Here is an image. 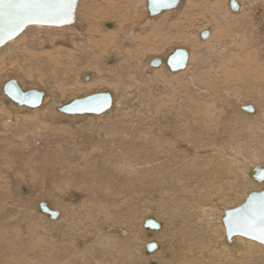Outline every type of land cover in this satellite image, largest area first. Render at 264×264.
<instances>
[{
    "label": "bare ground",
    "instance_id": "bare-ground-1",
    "mask_svg": "<svg viewBox=\"0 0 264 264\" xmlns=\"http://www.w3.org/2000/svg\"><path fill=\"white\" fill-rule=\"evenodd\" d=\"M236 1L239 5L237 10H233L231 8L229 2H227V4L225 3L226 8L223 9V10H225V12L223 13V18H222L221 17L222 13L216 12V10L218 8V2L216 0H212V2L210 4V9H213V10H210V12L212 11V12L216 13V15H215L216 20L215 21L220 22L221 19H227V18L233 19V16H236V15L240 16V15H242L243 12H244L243 14H248V15L254 16V14L256 13V11L259 8L262 9L261 13L264 12V2H262V1L261 2L263 4H261L259 2V0H252V1L236 0ZM91 3H90V6H91L90 9L92 11L89 13V15L86 14V16H85L84 20H82V22H79L78 11L76 10L77 19L75 18V21L72 24L65 25V26H51V25H42V24L41 25H29L25 29L26 31L29 30L30 26H32L31 28L34 27V28H47V29L58 28L59 29V28H64V27L70 28L72 26L74 28H76V26H78V25H80L81 27H85V25H87V30H88L87 36H86L87 40L83 46H81L78 43V39H83V36H84L83 33H81V31L79 33H78V31L74 32L72 34V37H70V38L68 37L69 38L68 40L66 39V37H59L58 35H54L53 39L51 40V39H49V37L47 35L42 33V31H39L38 33L36 31V33L34 35H32L33 36L32 40H34L35 43H31V44H30V42L27 43V45L29 46V49H27L26 51L29 55L36 56L39 59V62L44 61V60L48 61L50 63L51 71L56 75V77H58V74L64 75L63 76L64 78L61 79L62 83H61V80H59V81H58V79L56 80L57 84L61 83V85H59L58 88H56L55 86H52V87L50 86V82H52V80H51L52 78H49L50 82L47 81V79H48L47 76L44 77L45 75H43L41 78L42 79L41 83L43 86V89L42 88L41 89L45 91V93H44L45 96H44V99H43L40 106H43L41 109H42V111L44 110L45 115L46 114H48V115L59 114V115H63V116H68V115L84 116V115L92 114V115L97 116L100 119L111 108V106L113 104V94L111 93L112 103L106 111L101 112V113L70 114V113L62 112L59 110V108L63 107V105L66 104V102L62 106L58 104L59 103L58 102L59 97L61 95L60 90H63L62 87L67 85L68 82L72 81L73 78L72 79H70L71 77L68 78V74H69V76L73 75L74 69H75L76 65L79 63L78 61H80V56H77L76 55L77 53L75 54L71 50L69 51V50L61 49L62 48L61 46H60L61 48H58L56 50V53L50 52L49 50H48L49 52L46 51L47 44L57 45L58 41L67 42V43H70V45L73 44V46L75 47L76 50L82 49V52L84 51L83 53H85L86 55H88V52L90 54L92 52V51H87L86 50L87 48L93 49V51H94L96 48L101 47V46H104V48L110 47L113 57H110V60L105 61L104 67H102L101 70L98 69V72L103 73L102 70H109L110 71L112 69H116V67L118 65L117 62L121 58V54L123 55V52L125 50L124 47L126 45L125 44L126 41L134 43L133 44V45H135L134 50L136 49L135 54H138V56H139V54L140 55L141 54L147 55V54L152 53L153 51L163 49L164 46L167 45L169 40H174V43L172 46H168L170 48L166 49V50H168L167 53H169V51L172 49H174L173 52H175V50L178 48H184V49H187L188 51H190L189 46L191 48H194L196 45L199 44L198 38H199V36L201 38V32L205 31V30H210L211 31L210 35H209L210 38L208 39L206 44L209 47H212L214 52H219V53L222 52L223 53L227 50H230V51L235 50L236 51L237 47L241 45L240 53H237V54L235 53L236 54L235 55L236 56L235 57L236 62L234 63L235 60L233 61L232 58H229L228 61H233L236 68H240V67L242 68L243 67L242 71H243V73L244 72L245 73L243 75L241 74L243 77H240V78L243 79L244 76H245V78L246 77L247 78H249V77L253 78L255 75V78H253L252 80L256 84V87L259 86V88H258L259 90H256L254 92L251 91L250 87H252L251 86L252 84L251 85L249 84L250 85V86L248 85L249 86V89H248L249 92L248 91L246 92L244 90L242 91L241 88H239V87L232 88V86H231V89H229L230 86L228 89H226L227 91L224 93V95L222 97H221L220 92H218L220 95L218 100L220 101V99H221L223 107H224V105L227 106L226 108H223L221 110H222V112L226 111L225 117L228 118L227 119L228 123H226V120L222 119L224 117H222V118L215 117L212 119L213 121H214V119L216 121L214 128H212V126H210L209 124H206V128L204 127V129H200V132L202 134H203V132H205L206 134H211L212 132H216L217 134H215V135L220 136L218 139H215L214 137H213L214 139H210L211 141L209 143L206 142V143H208L206 146H203V145L200 146V142L195 143V141L197 140V139H195L196 137L192 138L191 136L194 134L197 135L198 133H196L194 130H192L190 124L188 123L189 120L187 121L186 116H184L186 119L183 118V121H180V124L177 127L175 126L177 128L175 130V132L172 130V128L174 127V124L177 121L173 123V120H174V117H176V116L178 117V115L173 116L172 112H174V111H171V112L169 111L170 114H169V112H167L169 115V116L166 115L167 118H165V116H162L163 118H165V121L169 124V126L166 128H168V129L171 128L170 130H172V132L170 134L172 136L170 138L172 140L174 139V141H173L174 146L171 145L172 147H170L171 149L168 152V154L172 152L171 158L177 157L174 160L175 163L172 165L176 166L177 160L181 161L178 164V167H176V169H174L175 172L169 173V175L171 173H173V175L172 176L170 175V177H171L172 181L174 182V184H176V186H175L176 193L173 192L172 187L174 185L171 187V185L169 186L168 183L164 184L163 183L164 179H163V181L161 180L159 183L157 181L155 184H153L154 186L156 184H160V185H156V187L159 188V193H158V195H156V197H155L156 199H155L154 203H157V204L155 207L153 206L154 207L153 208V207H151V203H153L152 201L147 200V203L149 204L150 211H154V209H157L156 212L158 214L156 212H154L155 214H148V215H146L145 213L142 214L141 209H136V207H133L131 210L129 208V210L127 212H124L125 214L127 213L126 214L127 216L125 217L126 218L125 221H123V220L114 221L113 219H115L117 215L114 216L115 213L113 214V210H111L106 205H102L103 202H100L99 205L97 204L96 207H98V213L102 212L103 217L101 219H99L100 224L97 223L98 224L97 225V231L93 233L95 236L94 238L90 237L91 236L89 234L90 230L88 232L86 231L87 226H91V225L95 224L94 216H95V214H97V212H96V210L94 211V209H93L94 207L88 206V205H90V204H88L87 207L85 206L86 209H83V211L86 210V213H85L87 215L86 221L88 220L86 225H85L84 222L82 223V221L80 219L75 218V216L72 215L73 213L70 215V213L67 211L66 205H62L61 202H59V201H58V203L55 202L56 204L53 203L52 199L54 197H53V195H51L52 190L50 192H48L49 190H44L41 192L42 195L45 197L44 199H47V200L42 201L41 197H43V196L39 195V197L36 200L32 201V199H30V198L36 197V196H34L32 194L33 190L31 191L32 188H30V185L27 184V178H26L24 172H21L18 170H17L18 172L15 171L14 173L16 175V183H17L16 190L18 192L17 197H18V200L20 202H17L14 199V203H12L11 205H14L15 203H16V205L10 206V202L7 200V198H5L2 195L0 196V264H89L90 257H93V259L91 261H95L94 257H96V256L94 253H92V251H93V249L98 248V247L102 248V249H100L101 253H106V255H108V256H112V254L115 251L117 252V255H115L111 258L113 264H124L125 260H126L127 264H139V262H141V261L143 262V264H254V263L264 264V257H263L264 256V243L259 242L257 240H254L252 238H247V237L241 236V235H235L232 237L231 241H229L227 239V236H226V226H225L223 218L226 215V210L232 209V208L220 209V213H217V211H216V209L218 207L217 204L224 202V200L228 194L234 195V193L237 192V191L233 190L236 185L233 184V186H232V182L230 181V179L227 181V183L229 182V184H230L229 186L227 185V187H224L223 184L220 183L221 181L223 182V179L220 180V177H219L220 172L224 173V175L226 174V177L224 179L234 178L232 181L238 182L237 186L239 184L240 185L239 187H241V185L244 183H248V181H251L254 184H260L261 183V185H264V179L259 181V180H256L253 176V174L255 173L256 167L259 166V167L264 168V141H263V139H264V67L261 64L257 65L256 62L252 59L253 57H252L251 52L247 51V49L245 48V46H246L245 40L241 39L240 43H238L237 45L231 44L233 41L235 43L236 37L238 35H240L241 37H242V35L245 36L246 35L245 30L243 28L242 29H235V31L237 33L233 36V39H232V42L230 43V46L229 45L227 46L226 44H224L225 42L222 40V38L225 37V35L221 33L223 31L219 32L221 35V36H219L217 33L213 32L214 31L213 28H212V30L208 29V28L206 29V27H208V25H209L208 24L209 20L205 17L206 14H205V16H199L197 14L198 8H199L198 6H200L198 4V2L192 3L189 6H186V9L182 13H181L180 9H181V5L183 3L181 0L176 7L165 9V10H172L171 14L172 15L174 14L173 16H175V18H177L173 21L171 19H168V23H166V24H165L166 19H161V18H160V20L158 19L159 20V21H157L158 24H156L157 22L151 23L152 21L150 19H152V18H154V20L157 19L158 18L157 16H159V15L161 16L162 12L165 10L159 12L156 15L151 16L149 14V9H148V0H91ZM184 4H185V2H184ZM228 5H229V7H228ZM200 8H203V6ZM100 9H104V12H103L101 18L99 17L100 20L98 22L97 17H98V14L100 12ZM79 11H80V9H79ZM207 11H209V10L207 9ZM177 14H179V17L177 16ZM219 15L221 18L220 20L217 17ZM262 15H264V14H262ZM190 16L191 17L194 16V20H196L194 28L189 27ZM168 18H170V17H168ZM263 18H264V16H263ZM252 19H254V18H252ZM110 20L113 21L114 24H112L110 22ZM193 22H195V21H193ZM212 23H213V21H212ZM249 25H251V24H249ZM148 27L152 28L153 30H149ZM138 28L141 29V31H145V30H147V31L149 30V31L146 32V34L144 36H139L140 34L135 35L136 30ZM154 29H155V31H154ZM175 29L178 30L180 33H173L172 31H174ZM255 30H257V29H255ZM165 32H171V33H170V35H163V33H165ZM143 33H145V32H143ZM20 34L18 36H20ZM18 36L16 38L10 40L9 42H7L5 45H3V47L8 46L7 48H9V49L12 48L11 47L12 45H10V47H9V44H12L10 42H15V40H18L19 38H21ZM67 36H68V34H67ZM141 39H143L142 42H141ZM201 39L203 41H206L207 38H205V39L201 38ZM203 41H202V43H203ZM133 45H131V46H133ZM14 47H15V45H14ZM25 48H27V47H25ZM128 49L129 48H127L126 50H128ZM173 52H171L168 55V57ZM81 55H82V53H81ZM259 55H261V54H259ZM144 56H142L141 58H143ZM189 56H191V53ZM192 56H193V54H192ZM94 57L95 56H93V58ZM148 57L146 56V58L144 60L142 59V63L145 62L144 64H142V68L141 67H138V68L129 67L128 71H130V72L136 71L138 73V71L142 69L140 71L142 73L143 70L145 72L148 70H153V71H156V77L162 78V76L165 74H164V72L162 73L160 70L158 72L157 68H159V67L161 68L162 65H164L165 67L167 66L168 68L165 69L166 72L169 75L173 74L172 76H174V77H173L172 82H173V84H177V85H174L175 86L174 88L172 87L173 85L171 84L172 85L171 87L173 88V90H176V94L174 95V97H176V95H177V99L176 98L175 99L178 103H180L179 99H181V100L183 99L181 101V104L179 105L180 108H182L184 106V105L181 106L183 101H189V102L190 101H193V102L196 101V102H198V100H199L198 98L204 99V98H206L205 95H207L209 98L213 99L214 94L212 92H215L213 90L214 88H212V92L211 91L209 92V91H207V89L211 90V88H209V86H207V85H211V86L213 85V87L216 86V84L214 83V80L210 79L212 81L207 82V81H205V78L200 77L201 73H199L197 75L195 74L196 76L191 75L188 79H186V77H183V81H181L177 78L178 75L175 74L179 70H176V72H175L174 70H172L167 65L166 60L168 57L166 58V57L162 56L163 63L160 65H153L151 63L152 62L151 60L155 57H149V58ZM218 57H219V55H218ZM4 58L5 57L3 55L2 59H4ZM262 58L263 57L261 55L260 58L258 57L257 59H262ZM10 59H9V61H10ZM190 59H192V58H189L188 62ZM225 60H226L225 57L220 58L218 63L222 64V66L225 67L227 65L225 63ZM7 62H5V63H7ZM188 62H187V65L185 68H187ZM262 63H264V62H262ZM40 64L42 66L44 65L42 63H40ZM231 66H232V63H231ZM0 67L4 68L5 65L2 64ZM121 67H123V66H121ZM228 67L229 66L225 67L224 75L221 76V79H223V77H224L225 82H228V83H232L231 82L232 80H233V82H237L238 81L237 79H240V78H237V79L233 78L232 72H226ZM233 67H234V65H233ZM2 70H0V71H2ZM116 72H117V70H116ZM151 73H152V71H151ZM253 73H254V75H253ZM130 74H132V73H130ZM238 74H240V73H238ZM251 74L253 75V77ZM241 75H238V76H241ZM20 76H21V74H19L16 78L18 79V78H20ZM84 76H85V79H84L85 82L83 81V83L86 84L88 88L89 87L93 88L94 82L96 83L97 79L101 82V84H103L105 86L113 85V78L108 77V79H107L103 75H100L99 76L100 78H99L95 73H88V75H84ZM108 76H111V75L108 74ZM53 78H54V76H53ZM163 79L161 81H159V82H161L159 85L156 84V85H158V88L161 89V90L157 91L158 94L163 91L164 85H166ZM9 80H6L5 82H3V86L0 90L4 95V98H9L4 93V85ZM239 82H240V80H239ZM37 83L38 82H36V84ZM247 83H249V81ZM182 84H185L186 86H185V89H182L183 92H180L181 91L180 87ZM237 84L234 83V85H237ZM20 86H21V84H20ZM222 86H224V85H220V87H218L219 90L221 89ZM225 87H226V85H225ZM21 88L23 91H27V90H25L24 87L21 86ZM253 88H254V86H253ZM222 89L224 90L225 88H222ZM242 89H244V88H242ZM166 90H168V89H166ZM219 90H217V88H216V91H219ZM223 90H222V92H224ZM103 92H108V91H103ZM205 92H207V93L209 92V93L207 94ZM256 93H259V94L257 95ZM162 94H163V92H162ZM212 94H213V96L211 97ZM168 95H170V94H168ZM186 96H188L187 98H189V100H184V99H187ZM215 96L218 97V95H215ZM215 96H214V98H215ZM83 97H85V96H83ZM83 97H81V98H83ZM170 98H171V96H170ZM206 99H208V98H206ZM1 100H2V98H0V101ZM206 101H210V100H206ZM247 101H249V102H247ZM193 102H192V104H193ZM214 103H216L218 105L217 102L214 101ZM3 104H4V102L0 103V129L2 128L4 130H6L5 134H7L9 129H11V127L13 126L12 121H14V123L20 121V113H25L28 109L30 111L32 110L31 112L37 113L38 112L37 108L40 107V106L28 107L26 105L15 103L16 105L15 104L14 105H15V111L16 112L11 117V115H10L11 112L9 110V112H10L9 115L11 118H7L8 119L7 120L6 117L4 118V116H6V114H7L6 111H8V110H5ZM198 104H199V102H198ZM206 104H208V103H206ZM210 104L206 105V110H208L206 116L212 115L213 114L212 112H216V111L218 112V110H220V109L214 110L212 107H210L211 106ZM248 105H252L254 109L253 110H247V109H245V107H243V106H248ZM193 106H194V104H193ZM193 106L190 105V107H193ZM198 106L199 105H197L195 107H198ZM143 107H144V105H143ZM166 107H168V106H166ZM187 107H189V106H187ZM187 107H185V108H187ZM161 108L163 109L164 107H161ZM166 109L167 108H165L164 110L166 111ZM168 109H169V107H168ZM211 109H213V110L210 111ZM182 112L179 115L182 116L183 115ZM220 112H218V113H220ZM175 113H176V109H175ZM29 114H31V113H29ZM165 114H166V112H165ZM184 114H185V112H184ZM214 114H216V113H214ZM227 115H228V117H227ZM217 116H219V114H217ZM40 117H41V114H40ZM51 117H50V119H51ZM22 118L27 119L26 117H22ZM207 118H209V117H207ZM207 118H205L204 120L207 121ZM160 119H162V118H160ZM245 119H247L248 121H245ZM27 122H26V124H27ZM33 123L35 124L36 120ZM206 123H208V122H206ZM28 124H29V122H28ZM32 124H31V126L33 127ZM222 124H224V125H222ZM23 125H24V123H23ZM162 125H165V123H163ZM162 125H161V127H162ZM44 126H45V124H44ZM14 127H15V124H14ZM152 128H154V127H152ZM158 128L155 127V129H154L155 132H152V133H154V136H153L154 138H152V140L155 141V144H154L155 146H154L153 150H155L156 152H159V150L162 146V143H163L161 141L160 136H164L165 141L167 140L165 129L162 130L163 128H161V129L160 128L158 129ZM25 130H27V129H25ZM159 130H162V131H159ZM237 130L239 132L238 135L236 134V132L234 134V131H237ZM245 130L247 131L246 136L242 137V133ZM29 131H31V130H29ZM96 132H94V133L97 134ZM12 134H13V132H12ZM12 134H8L9 138H12V136H14ZM18 134H17V136H18ZM32 134H33L32 135L33 138H38L40 136L39 127L36 128ZM99 134H100V131H99ZM99 134H97V136H99ZM123 134H125V133H123ZM10 135H12V136L10 137ZM91 136H93V135H91ZM249 136L251 138H249ZM197 137H199V136L197 135ZM259 138L260 139L263 138L262 139L263 143H261V146L259 147L256 144L253 145L254 142L260 141ZM10 140L13 141V139H10ZM125 140H126V138H125ZM206 140H207V138H206ZM4 141L6 142V140H4ZM16 141H18V140H16ZM187 141H188V143L186 144ZM14 143H16V142H14ZM92 143H93V141H92ZM95 143H97V142H95ZM12 145H13V143H12ZM166 146H168V145H166ZM96 147H97V145H96ZM23 148H24V146H23ZM246 152H248V155L246 154ZM209 153H212L213 155L209 156ZM27 156H29V155H27ZM40 156H42V155H40ZM82 156H84V154ZM38 158H40V157H38ZM85 158H86V156H85ZM215 158H217V159H215ZM161 159H162V157H161ZM197 160H199V161L205 160L207 163L212 162V164L209 165L210 163H208V164L205 163V164H207L206 167H208L206 169L205 165L202 167L200 165V163L197 164L196 163ZM214 160H217V162L214 163ZM157 161H159L158 158H153L151 160H148V162H145V164L152 165L153 163H155ZM88 163H89V161H88ZM122 163H123V161H122ZM27 164H29V163H27ZM145 164L143 162L142 163L133 162L126 168L127 169H129V168L134 169V168H136V166L145 165ZM202 164H204V163H202ZM182 165L183 166L187 165L186 167H191L190 169H191L192 173H190V170H186L189 168H186L184 170ZM125 166H126V163H125ZM163 166H165V165H163ZM180 166H182V167H180ZM9 168H11V167H9ZM18 168H20V167H18ZM169 168H170V166H169ZM203 168L205 170H208V172L211 175L214 174V175H218V176H216V178H214V176L211 177V180H208V178H206L205 177L206 175L204 176V174L200 176V171ZM14 169H15V167H14ZM170 169H171V171L173 170L172 168H170ZM170 169H168V171ZM1 174H0V178L2 176ZM7 174H8V172H7ZM7 174L5 175L6 177L4 180H6V178L8 176ZM160 174L162 176V175H165L166 172L162 173V171H160ZM193 174L198 175V180H199L200 184L197 181L198 185H194L195 183L193 184V181H190L189 178L193 177ZM169 175H168V177H169ZM137 176H139V175H137ZM3 177L4 176H2V178ZM170 177H169V179H170ZM129 178L130 177H128V179ZM138 178H137V182H139ZM123 179L124 178H122V180ZM142 179H144V178H142ZM157 179H158V177H157ZM171 179H170V181H171ZM63 180H64V178H63ZM147 180H146V182H147ZM191 180H193V179H191ZM240 180H242V181H240ZM255 180L260 182V183L256 182ZM11 181H13V180L11 179ZM137 182L135 184H137ZM97 183H98V181H97ZM63 184H64V182H63ZM124 184H125V182H124ZM127 184H131V183H127ZM127 184H125L126 187H127ZM138 184H137V186H138ZM145 185H147V183ZM148 185H149V183H148ZM154 186H153V188H154ZM182 186H184V187H182ZM132 187H133V185H132ZM128 188H129V186H128ZM178 188H181L184 191V193H185V191H190V193H194V195H196L197 193L202 194V197L198 196L199 198H196L192 201H190V199H188L189 200L188 201L185 198H183L182 196H179V195H182V193H179L180 191L182 192V190L179 191ZM106 189H107V187H106ZM110 189H112V188H110ZM110 189L108 187L107 190H110ZM162 189H166L167 192L163 193L161 191ZM236 189H238V188L236 187ZM104 190H105V188H104ZM112 190L115 191L114 188ZM262 190H264V189H261L259 191H253V192H261ZM124 192L125 191H123V193ZM220 192H223L221 194V196H219ZM110 193L112 194V192H110ZM178 193H179V195H178ZM186 193H188V192H186ZM190 193H189V195H190ZM250 193H252V192H250ZM250 193H247V195L244 198L242 196L243 200L241 203H243V201H245V199L248 197V195ZM175 194L177 195V197L178 196L182 197V199H179V197H178V201H177ZM186 196H188V194H186ZM190 196H192V194ZM164 197H166V198H164ZM207 197H210V199H208V202H206V200H205V198H207ZM87 198H88V196H87ZM203 198L205 201L203 200ZM85 199H86V197H85ZM90 200H92V199L90 198ZM98 200H100V199H98ZM123 200L125 202V199H123ZM164 200H166L165 201L166 204L170 205V207L172 206L171 210L173 211V213L176 212L175 214H173L171 210L170 211H171L172 215L169 214L170 211L167 208L166 209L164 208L165 206L167 207L168 205L164 204L165 205L164 206L163 204H160L161 203L160 201H162V203H163ZM168 200L173 201V203H172L173 205L169 204V202L167 203ZM47 201H51L52 202L51 206L54 207L55 209L60 210V214L57 210L53 209ZM42 203L44 205L45 204L48 205V211L44 210L41 207ZM67 203L69 204L68 201H67ZM180 203L181 204L184 203V207H186L188 204H190L189 208L184 211V213H186V215L188 214V216H189L188 219H187V216H185V214L182 213L183 210H181V209L183 208V206ZM73 204L70 206L71 208H72ZM80 204H85L84 199L80 202ZM159 204H160V206H159ZM238 206H236V207H238ZM236 207H233V208H236ZM76 209H77V207H76ZM200 211L204 212L206 215V217L204 219L205 223L204 224L201 223L202 225H205L204 231L207 232L206 234H204V232H202L203 230L201 231L199 229L200 225H198L199 227L197 226V222L202 221V220L201 221L198 220L199 215H200L199 214ZM76 212H80V211H76ZM58 214H59V216H58ZM159 214L162 216V218H160L161 216ZM217 214H218V216H217ZM169 215H170V217H169ZM135 216L139 220V224L138 225L136 224L138 226V229H139L138 233L135 229H133V227H131L129 225H128L129 227L126 226L127 222H130V220L133 219ZM171 216H173V217H171ZM108 218L111 219V221L113 222L112 224H107L108 222H106V221ZM136 218H134V219L136 220ZM190 218H192V221H189ZM216 218L220 219V221L222 222V224L220 225V231H218V227H217V225H215ZM13 219L16 223L13 221ZM148 219H154L159 224V226L155 227V228L150 227V226H146L145 222ZM168 219H170V221ZM175 219H176L175 224L170 225L171 224L170 222H172V220L174 222ZM180 224L181 225L185 224V227H183V228H185V230H182V226H180ZM176 226H178L180 228V230H182V232L186 231L189 235V237H187L185 232H184V236H186V237H184V236L183 237L188 238L187 239L188 241L185 242L186 244L184 243V245H183L184 240L181 239L182 233L179 234L181 236H178V234H177L178 232H176V229H177ZM89 228H91V227H89ZM55 230H56V232H55ZM82 231H84V232H82ZM85 231L87 232V234ZM91 231H93V230H91ZM101 231H102V234H100ZM164 231H166V232L164 233ZM177 231H178V229H177ZM122 232H126L127 234L124 235V234H122ZM200 232H202V233L200 234ZM161 233L162 234L167 233V235L170 236L169 237L170 241H167V239L165 241L162 239L163 240L162 241L160 239ZM202 234H204L203 237L205 236L203 239H201ZM174 237H176V242H177V244L179 243L180 247L177 246L179 248L172 251L171 250L172 249L171 248L172 247L171 242H172V239ZM222 239L228 240V243L226 244L227 247H223L219 250L214 249V251L211 253L212 257L209 258L210 253L208 254L206 247H210L212 244H217L220 241H222ZM105 241L111 242V245H105L104 244ZM152 241L155 242L157 245L155 248H153L151 251H149L147 249V244L149 242H152ZM156 255H158V256H156ZM121 259H123V261H121Z\"/></svg>",
    "mask_w": 264,
    "mask_h": 264
},
{
    "label": "rangeland",
    "instance_id": "rangeland-1",
    "mask_svg": "<svg viewBox=\"0 0 264 264\" xmlns=\"http://www.w3.org/2000/svg\"><path fill=\"white\" fill-rule=\"evenodd\" d=\"M181 1L183 3L181 5V9H180L181 13L186 9V6H189L192 3L198 2V4L200 6H198L199 8H198L197 14L199 16H205V14H206L205 17L209 20V23H208L209 25H208V27H206V29L208 28V29L212 30V28H213L214 29L213 32L217 33L219 36H221L219 32L223 31L221 33L224 34L226 38L223 37L222 40L225 42L224 44H226L227 46L228 45L230 46V43L232 42L233 36L237 33L235 31V29H242L243 28L245 30L246 35L245 36L242 35V37L240 35H238L236 37L235 43L233 41L231 44L237 45L238 43H240L241 39L245 40V42H246L245 48L247 49V51L251 52L252 57H253L252 59L256 62L257 65L261 64L264 67V63H262V62H264V60H263L264 59V18H263L264 15H262V14H264V12L261 13L262 12L261 8H259L260 10L259 9L257 10L258 12L256 11L254 16L253 15L251 16L248 14H243L244 13L243 12L242 15H240V16L239 15L233 16V19H229V18L221 19L220 15H219L217 17L219 20L220 19L221 20H220V22L219 21L216 22L215 21L216 20L215 19L216 13H214L212 11L210 12V10H213V9H210V4H211L212 0H205V1L203 0L204 2L202 0H181ZM216 1L218 2V8H217L216 12L222 13L221 17L223 18V13L225 12V10H223V9L226 8V4H227V2H229V0H216ZM248 1H252V0H248ZM261 1L264 2V0H259V2L261 4H263ZM184 2H185V4H184ZM90 3H91V0H79L78 8L80 9V11L77 8L79 22H82V20H84V18L86 16V14L89 15V13L92 11L90 9L91 8ZM202 6H203V8H200ZM228 7H229V5H228ZM207 9L209 11H207ZM171 11L172 10L163 11L161 16L160 15L157 16L158 17L157 19H155V20H154V18L150 19L152 21L151 23H156L157 21L160 20V18L166 19L165 24L168 23V19H171L172 21L177 19V18H175V16H173L174 14L173 15L171 14ZM103 12H104V9H100V12H99L98 17H97L98 22L102 16ZM177 16L179 17V14H177ZM168 17H170V18H168ZM252 18H254V19H252ZM76 19H77V14H76ZM189 21H190L189 27L194 28L195 23H196V20H194V16H192V17L190 16ZM193 21H195V22H193ZM212 21H213V23H212ZM110 22L112 24H114L113 21L110 20ZM156 24H158V22ZM249 24H251V25H249ZM31 27L32 26H30L29 30H27V31L25 30L26 32L24 31L20 34V36H18L21 38H19L18 40H15V42H10L12 44L8 43L9 47H10V45H12L11 46L12 48L9 49V48H7L8 46H5V47H2L0 49V54H1L0 55V64L2 63L6 67V68L0 67L1 68L0 70L3 69L2 71H0V90L3 86V82H5L6 80H9L11 78H16L19 74H21L20 78H18V79L16 78V79L21 84V86L25 88V90L41 89V88L43 89V86L41 83V80H42L41 78L43 75H45L44 77L47 76V78H48L47 81H49V78H52L51 79L52 82L49 81L51 87L55 86L56 88H58L59 85H61V83H62L61 79L64 78L63 74H60V75L58 74L59 78L56 77V75L51 71L50 63L48 61L44 60V61L39 62V59L36 56L29 55L26 51L27 49H29V46L27 45V43H29V42H30V44L35 43L34 40H32V38H33L32 35H34L36 33V31H37V33L39 31H42V33L47 35L49 37V39H51V40L53 39L54 35H58L59 37H66V39L68 40L70 37H72V34L74 32L78 31V33H79L81 31V33H83L84 36H83V39H78V43L81 46H83L87 40V38H86L87 31H88L87 25H85V27H81L80 25H78V26H76V28H74L72 26L70 28L64 27V28H59V29L58 28H50V29L34 28V27L31 28ZM148 28H149V30H153L150 27H148ZM255 29H257V30H255ZM148 31L147 30L141 31V29L138 28L136 30L135 35L140 34L139 36H144L146 34V32H148ZM154 31H155V29H154ZM143 32H145V33H143ZM172 32L173 33H180L176 29ZM170 33L171 32H165V33H163V35H170ZM67 34H68V36H67ZM209 38L210 37H208L206 39V41H203L199 36V38H198L199 44L196 45L194 48H191L189 46V48H190L189 52L191 53L190 58H192L193 60L190 59L188 62L187 68H185V69L183 68L177 72L178 74L177 73H175V74L178 75L177 78L179 80L183 81V77H186V79H188L191 75L196 76L197 74L201 73L200 77L205 78V81L211 82L212 80H214V83L216 84V86L213 87V85L212 86L207 85V86H209V88H211V90L207 89V91L212 92V88H214L213 90L215 92H212V93L214 94V96L218 95V97L215 96V98H214V96L212 94L211 97L213 96V99H211L207 95H205L206 98H208V99L198 98L199 104L196 101L195 102L183 101L181 106L184 105L183 106L184 108L179 107V105L181 104V101L183 99L182 100L179 99L180 103H178L176 101L177 95H176V97H174V95L176 94V90H173V88L175 87L174 85H177V84H173V82H172L173 77H174V76H172L173 74L169 75L166 72L165 69L168 68L167 66L165 67L164 65H162L163 66V67L161 66L162 69L160 67L157 68L158 72H159V70L162 73L164 72L165 75H163L162 78L156 77V71H153V70L146 71L148 74L144 70L141 73L140 71L142 69L139 70L138 73L136 71H133V72L128 71L129 67H133V68L141 67L142 68V64L145 63V62L142 63V59L144 60L146 58V56L147 57L148 56L149 57H162L163 56V57L167 58L168 55L171 52H173L174 49H172V50L169 49L170 50L169 53H167L168 50H166V49L170 48L168 46L173 45L174 40H169L167 45H165L164 48L161 50L153 51L152 53L147 54V55L146 54H141V55L139 54V56H138V54H135L136 49L134 50V48H135V45H133L134 43L126 41L125 42L126 45L124 47L125 50L123 49L124 50L123 55L121 54V58L117 62L119 66L117 65L116 69H112L110 71L109 70H102L103 73L98 72V69L101 70L102 67H104L105 61H108V60H110V57H113L110 47L104 48V46H101V47L96 48L94 51H93V49L87 48L86 49L87 51H92V52H91V54L88 52V55H86L85 53H83L84 51L82 52V49L76 50L75 47L73 46V44L70 45V43H67V42L58 41L57 45L47 44V46H46L47 52L50 51V52L56 53V50L58 48L62 47L61 49L69 50V51L71 50L75 54L77 53L76 54L77 56H80V61H78L79 63L76 65L74 72H73V75L69 76V74H68V78H70V77H71L70 79L73 78L72 81L74 83L72 81H70L71 83L68 82L67 85L62 87L63 90H60L61 95H60L59 101H58L59 105L62 106L65 102L69 103V102L73 101L74 99L81 98L83 96H87L89 94H93V93H96L98 91L99 92L108 91V92L112 93L113 94V104H112L111 108L100 119L97 116L92 115V114H88V115H84V116H75V115L63 116V115H59V114H56V115L46 114L45 115L44 110L42 111V109H41L43 106H40L37 108V110H38L37 113L31 112L32 110L30 111L29 109L25 113H20V121L15 122V123H14V121H12L13 126L11 127V129H9V131H8L9 133L7 132V134H5L6 130L1 128L0 129V132H1L0 133V174L2 173L1 175L4 177L2 178V176H1V178H0V196L2 195L5 198H7V200L10 202V206L16 205V203L14 205H11L12 203H14V199L17 202H20L18 200V197H17V193H18L16 190L17 183H16V175L14 172L15 171L16 172H18V171L24 172V174L27 178V184H29L30 188H32L31 189V191L33 190L32 194L34 196H36V197L30 198V199H32V201L36 200L39 197V195H42V193H41L42 191L49 190L48 192H50L52 190L51 191L52 194L51 193L50 194L53 195V197H54L52 199L53 203H55V202L58 203V201H59V202H61L62 205H66L67 211L70 213V215L73 213L72 215H74L75 218L80 219L82 221V223L84 222L85 225H86L88 220L86 221V219H87V215L85 214L86 210L83 211V209H86L88 204H90L88 206L94 207L93 208L94 211L96 210V212H97V214H95V216H94L95 224L91 225V226H87V230H86L87 232L90 230L89 234L91 236L89 234L88 235L90 237H93V238L95 237L93 233L97 231V225L100 224L99 219H101L103 217L102 212L98 213V207H96L97 204L99 205L100 202H103L102 205H106L111 210H113V214L115 213L114 216L117 215L116 218L113 219L114 221H121V220L125 221V219H126L125 217L127 216L126 215L127 213L125 214L124 212H127L129 210V208L131 210L133 207H136V209H141L142 214H144V213L146 215L155 214L154 212H156L157 209H154V211H150L149 204L147 203V200L152 201L153 203H151V207H153V206L155 207L157 204V203H154V201L156 199L155 197L159 193V188H157L156 185H160V184H156L155 186L153 184H155L157 181L159 183L161 180L163 181V179H164V181H163L164 184L168 183L169 186L171 185V187L174 185L172 188H173V192L176 193V191H175L176 184H174L170 175L171 176L173 175V173L175 172L174 169H176V167H178V164L181 161L177 160L176 166L172 165L175 163L174 160L177 157L171 158L172 152L168 154V152L171 149L170 147L174 146V143H173L174 139L172 140L170 138L172 136V135H170L172 130L175 132V130L177 129L176 127L180 124V121H183V118L184 119L187 118V121L189 120L188 123L190 124L192 130H194L196 133H198L197 135L199 136V137H197V135H195V134L191 136L192 138L196 137L195 139H197V140L195 141V143L200 142V146H202V145L206 146L211 141L210 139H214V138L218 139L220 136L215 135V134H217L216 132H212L211 134H206L205 132H203V134H202L200 132V129H204V127L206 128V124H209L210 126H212V128H214L216 121H215V119H214V121L212 119L215 117H218V118L224 117L222 119L226 120V123H228L227 122L228 118L225 117L226 111L222 112V110H221L223 108H226L227 106L224 105V107H223L221 99H220V101L218 100L219 96H220L218 92H220L221 97H222L224 95V93L227 91L226 89L229 88V86H230L229 89H231V86H232V88L239 87V88H241L242 91L244 90L247 92L249 89V86L251 84H252L251 85L252 87H250L251 91L254 92L256 90H259L258 89L259 86L256 87V84L252 80L253 78H255L254 73H253L254 77L251 74L253 78H251V77L245 78V76H244V78L242 79L240 77H243L242 75L245 73V72L243 73V71H242L243 67L242 68L241 67L240 68L235 67V64H234L236 62V58H235L236 56L235 55L237 53H240L241 45L237 47L236 51L235 50H231V51L227 50L223 53L222 52L221 53L214 52L212 47H209L206 44V42L208 41ZM142 41H143V39H141V42ZM202 41H203V43H202ZM130 44L133 46H131ZM14 45H15V47H14ZM25 47H27V48H25ZM127 48H129V49L126 50ZM162 52L163 53L165 52V53L163 54ZM81 53H82V55H81ZM190 53H189V55H190ZM192 54H193V56H192ZM217 54L219 55V57ZM259 54L262 55V57H263L262 59H257L258 57L260 58V56H261ZM3 55L5 57L4 59H2ZM92 55L95 57L93 58ZM142 56H144V57L141 58ZM223 57H225V59H226L225 63L227 65L225 67L229 66L226 72H232L233 78H236V79L240 78V79H237L238 81L236 80L237 82H233V80H232L231 81L232 83H228V82H225L224 77H223L224 80L221 79V76L224 75L225 67H223L222 64H220L218 62H219V59L223 58ZM229 58H232L233 61L235 60L234 63H233V61H228ZM9 59H10V61H9ZM5 62H7V63H5ZM40 63H42L44 65L42 66ZM231 63H232V66H231ZM233 65H234V67H233ZM121 66H123V67H121ZM116 70H117V72H116ZM151 71H152V73L153 72L154 73L152 74ZM88 73H95L98 77L100 75H103L107 79H108V77L113 78V85L105 86V85L101 84V82L97 79L96 83L94 82L93 88L92 87L88 88L87 85L83 83V81L85 82V80H84L85 76L84 75H88ZM130 73H132V74H130ZM238 73H240V74H238ZM108 74L111 76H108ZM238 75H241V76H238ZM53 76H54V78H53ZM57 79H58V81L61 80L60 84H57V82H56ZM162 79L164 80L166 85H164V89L162 91L163 94L161 92V93H159L160 94L159 95L157 91L161 90V89L158 88V85L161 83L159 81H161ZM210 79H212V80H210ZM244 79L246 81L248 80L249 83H247L248 81L246 82ZM239 80H240V82H239ZM36 82H38V83L36 84ZM234 83L235 84L240 83L239 84L240 86L238 84L234 85ZM156 84H158V85H156ZM220 85H224V86H222L221 89L219 90L218 87H220ZM225 85H226V87H225ZM185 86H186L185 84L181 85V87H180L181 91L180 92H183L182 89H185ZM253 86H254V88H253ZM215 87L219 91H216ZM222 88H225V89L223 90ZM242 88H244V89H242ZM166 89H168L169 91ZM222 90L224 92H222ZM205 93H207V92H205ZM168 94H170V95H168ZM256 94L258 95L259 93H256ZM170 96H171V98H170ZM187 97L188 96H186V98ZM0 98H2L1 101L4 102L3 106H4L5 110H8V111H6L7 114H6V116H4V118L5 117H6V119L11 118L13 116V114H15V112H16L15 111V105L16 104L12 100H10L9 98H4V95L1 91H0ZM184 100H189V98L184 99ZM206 100H210V101H206ZM1 101H0V103H2ZM214 101L217 102L218 105L216 103H214ZM192 102H193L194 106H193ZM247 102H249V101H247ZM206 103H208V104L211 103L210 107H212L214 110L220 109V110H218V112H220V111L221 112L220 113H218L217 111L212 112L213 113L212 115L206 116L207 111H208V110H206V105H208ZM143 105H144V107H143ZM190 105H192L193 107H190ZM197 105H199V106L195 107ZM166 106H168L169 109ZM187 106H189L190 108ZM161 107H164V108L162 109ZM185 107H187V108H185ZM165 108H167L166 111L164 110ZM175 109H176V113H175ZM213 109H211L210 111H212ZM9 110H10L11 114H10ZM169 111L170 112L174 111V112H172L173 114L171 113L173 116L178 115V117L177 116L174 117L173 123L176 121L178 123L176 122L174 124V127L172 128V130H170L171 128L170 129L166 128L169 126V124L165 121V118H167V116H169L167 113ZM165 112H166V114H165ZM170 112H169V114H170ZM181 112L183 114L182 116L179 115V114H181ZM184 112H185V114H184ZM29 113H31V114H29ZM214 113H216V114H214ZM9 114L11 115V117ZM40 114H41V117H40ZM217 114H219V116H217ZM162 116H165V118H163ZM184 116H186V118ZM22 117H26L27 119L22 118ZM50 117H51V119H50ZM207 117H209V118H207ZM227 117H228V115H227ZM160 118H162V119H160ZM205 118H207V121L204 120ZM26 120L29 122V124ZM35 120H36V123L34 124L33 122H35ZM245 121H248V120L245 119ZM26 122H27V124H26ZM206 122H208V123H206ZM23 123H24V125H23ZM163 123H165V125H162ZM14 124H15V127H14ZM31 124L33 125V127L31 126ZM44 124H45V126H44ZM161 125H162V127H161ZM222 125H224V124H222ZM38 127H39L40 136L38 138H33L32 133ZM152 127H154V128H152ZM155 127H157V128L159 127L160 129L163 128L162 130L165 129V132H166V139H167L166 141H165L164 136H160L161 141L163 143H162V146H161L159 152H156L155 150H153V148L155 146L154 145L155 141L152 140V138H154L153 137L154 133H152V132H155V130H154ZM25 129H27L28 131L29 130H31V131L28 132ZM162 130H159V131H162ZM11 131L13 132V134ZM99 131H100V134H99ZM94 132L99 134V136H97V134H95ZM235 132L237 135L239 134L238 130L234 131V134H235ZM89 133L93 136H91ZM123 133H125V134H123ZM246 133H247V131L245 130L242 133V137H245ZM8 134H12L14 136L10 135V137L12 136V138H9ZM17 134H18V136H17ZM125 138H126V140H125ZM206 138H207V140H206ZM249 138H251V137L249 136ZM10 139H13V141H11ZM262 139H260V141H257L258 143L254 142L253 145L256 144L257 146L260 147L261 143H263ZM4 140H6V142ZM16 140H18V141H16ZM92 141H93V143H92ZM263 141H264V139H263ZM14 142H16V143H14ZM95 142H97V143H95ZM206 142H208V143H206ZM12 143H13V145H12ZM187 143H188V141L186 142V144ZM96 145H97V147H96ZM166 145H168V146H166ZM23 146H24V148H23ZM82 153L84 154V156H82L83 155ZM246 154L248 155V152H246ZM27 155H29V156H27ZM40 155H42L43 157ZM212 155H213L212 153H209V156H212ZM85 156H86V158H85ZM38 157H40V158H38ZM161 157H162V159H161ZM153 158L159 159V161L152 164L155 168L152 165L145 164V162H148V160H151ZM215 159H217V158H215ZM88 161H89V163H88ZM122 161H123V163H122ZM198 161L199 160H197L196 163L197 164L200 163V165L202 167L205 165L206 169L208 168V167H206V165L208 163H210L209 165L212 164V162L207 163L205 160H204L205 162L203 160H200L199 162ZM133 162H137V163L143 162L145 165L136 166V168H134V169H132V168L127 169L126 167H128ZM215 162H217V160H214V163ZM27 163H29V164H27ZM125 163H126V166H125ZM202 163H204V164H202ZM205 163H207V164H205ZM163 165H165L166 167ZM169 166H170V168L173 169L172 171L169 168ZM182 166H180V167H182ZM186 166L187 165L183 166L184 170L186 168H189L186 170H190V173H192L191 169H190L191 167H186ZM9 167H11V168H9ZM14 167H15V169H14ZM18 167H20V168H18ZM168 169H170V170L168 171ZM203 169L200 171V176L204 174V176L206 175L205 177L208 178V180H211V177H213V176H214V178H216V176H218V175H214V174L211 175L208 172V170H205V169L203 170ZM160 171H162V173L166 172V174L161 176ZM7 172H8V174H7ZM170 172H173V173H171L169 175ZM220 173H219L220 180L223 179V182H224L223 183L221 181L220 183H222L224 187H227V185L228 186L230 185L229 182L227 183V181L230 179V181L232 182V186H233V184L236 185L233 190L237 191V192H235L234 195L228 194L226 196L224 202L217 204V206H218L216 209L217 213H220V209H227V208H233V207L238 206L242 202L243 198L247 195V193L264 189V185H261V183L256 181V180L255 181L260 183V184H254L251 181H248V183H244L241 185V187H239L240 186L239 184L237 186L238 182L232 181L234 178L224 179L226 177V174L224 175V173H221V174ZM6 174L8 176H7L6 180H4L6 177L5 176ZM137 175H139V176H137ZM168 175H169L171 181H170ZM128 177H130V178L128 179ZM157 177H158V179H157ZM63 178H64V180H63ZM122 178H124L125 180L124 179L122 180ZM137 178H138V181L140 183L137 182ZM142 178H144V179H142ZM11 179L13 181H11ZM99 179L100 180L102 179V180L100 181ZM189 179H190V181H193V184L195 183L194 185H198V183H199L198 175L193 174V177H190ZM191 179H193V180H191ZM146 180H147V182H146ZM62 181L64 182V184ZM97 181H98V183H97ZM197 181H198V183H197ZM240 181H242V180H240ZM124 182H125V184L131 183L133 185V187L131 184H127V187H126ZM136 182H137V184L139 183L138 186H137V184H135ZM145 182L147 183V185H145L146 184ZM148 183H149V185H148ZM128 186H129V188H128ZM153 186H154V188H153ZM106 187H107V189H108V187H109V189L114 188L115 191L112 189H110L111 191L107 190ZM182 187H184V186H182ZM236 187L238 189H236ZM104 188L106 191L104 190ZM178 190L180 191L182 189L178 188ZM123 191H125V192L123 193ZM161 191L163 193L167 192L166 189H162ZM110 192H112V194ZM186 192H188V193H186ZM179 193H182V195H179ZM179 193H178L179 196H182L186 200L190 199V201H192L196 198H199L198 196L202 197V194L197 193L196 195H194V193H190V191H185V193L188 194V196H186V194L184 193L183 190H182V192L180 191ZM189 193H190V195L192 194V196H190ZM222 193L223 192H220L219 196H221ZM87 196H88V198H87ZM242 196H243V198H242ZM85 197L87 200L88 199L89 200L87 201L85 199ZM178 197L176 195L177 201H178ZM182 197H179V199H182ZM44 198H45L44 196L41 197V200L42 201L47 200ZM90 198L92 200H90ZM164 198H166V197H164ZM83 199H84L86 205L80 204V202ZM98 199H100V200H98ZM123 199H125V202ZM208 199H210V197L205 198L206 202H208ZM203 200H204V198H203ZM67 201L69 202V204L67 203ZM165 201L166 200H164L163 203H162V201H160L161 202L160 204H163V205L166 204ZM47 202L51 206L52 202L51 201H47ZM168 202H169V204L173 205L172 204L173 201L168 200L167 203ZM72 204H73V206L71 208L70 206ZM160 204H159V206H160ZM166 205H168V204H166ZM181 205L184 208V209L183 208L181 209V210H183L182 213H184V211L189 208L190 204H188L186 207H184V203H182ZM76 207H77V209H76ZM52 208L55 209L54 207H52ZM164 208L165 209L167 208L170 211L172 206L170 207V205H168L167 207L165 206ZM55 210H57L60 214V210H58V209H55ZM75 210L80 211V212H76ZM171 211L169 212V214H171ZM172 213H173V211H172ZM175 213L176 212H174L173 214H175ZM59 214H58V216H59ZM184 214H185V216H187V219H188V217H189L188 214L187 215H186V213H184ZM199 214L200 215H199L198 220H200V221L202 220V221L197 222V226L200 225V227L198 226L199 229L201 231L203 230L202 232H204V234H206L207 232L204 231L205 225H202L205 223L204 219H205L206 215L202 211H200ZM217 216H218V214H217ZM169 217H170V215H169ZM171 217H173V216H171ZM134 218H136V216ZM160 218H162V216ZM133 219H131L130 222H127L126 226L127 227H129V226L133 227V229H135L138 233L139 229H138L137 225L139 224V220L137 218H136V220L135 219L133 220ZM168 220L170 221V219H168ZM13 221H14V219H13ZM175 221H176V219L174 220V222L172 220V222H170L171 223L170 225L175 224ZM189 221H192V218H190ZM106 222H108L107 224L113 223L111 221V219H109V218L107 219ZM221 224H222V222L220 221V219L216 218L215 225H217L218 231H220V225ZM93 226L94 227L96 226V227L94 228ZM180 226H182V230H185V228H183V227H185V224H182V225L180 224ZM89 227H91V228H89ZM176 227L178 229V231L176 229V232H178L177 233L178 236H181L179 234L182 233L181 239L184 240V241L182 240L183 245H184V243L188 241L187 240L188 238H184V237H186V236L189 237V235L186 231L182 232V230H180V228L178 226H176ZM91 230H93V231H91ZM55 232H56V230H55ZM82 232H84V231H82ZM87 232H86V234H87ZM165 232L166 231H164V233ZM184 232H185L186 236H184ZM202 232H200V234ZM164 233L160 234V237H161L160 239L161 240L163 239L164 241L167 239V241H170V239H169L170 236L167 235V233L166 234H164ZM100 234H102V231L100 232ZM122 234L126 235L127 233L122 232ZM204 234L201 235V237H202L201 239H203L205 237V236L203 237ZM106 241L104 243L105 245H111V242H109V241L106 242ZM227 243H228L227 239L226 240L222 239V241H220L219 243L212 244L210 247H206L208 254L210 253L209 258L212 257L211 253L214 251V249L219 250L223 247H227L226 246ZM171 245H172V247H171L172 251L180 247L179 243L177 244V242H176V237H174L172 239ZM177 246H179V247H177ZM98 248L93 249L92 253H94L96 256V257H94L95 261H91L93 259V257H90L89 264H111V263L113 264L111 258L113 256L117 255V252L115 251L112 254V256H108V255H106V253L100 252V249H102L101 247H98ZM156 256H158V255H156ZM121 261H123V259H121ZM124 264H127L126 260H125ZM139 264H143V262L141 261V262H139ZM254 264H257V263H254Z\"/></svg>",
    "mask_w": 264,
    "mask_h": 264
},
{
    "label": "snow or ice",
    "instance_id": "snow-or-ice-1",
    "mask_svg": "<svg viewBox=\"0 0 264 264\" xmlns=\"http://www.w3.org/2000/svg\"><path fill=\"white\" fill-rule=\"evenodd\" d=\"M74 0H0V43L10 40L32 24H67L73 17ZM169 0H153V8L168 6ZM173 63H177L174 59ZM10 95L20 97L19 90ZM21 102L35 103V100ZM107 103V98H104ZM103 104L91 101L79 106L76 111H100ZM264 179V176H261ZM229 231L251 235L264 242V196L249 200L244 207L229 214Z\"/></svg>",
    "mask_w": 264,
    "mask_h": 264
},
{
    "label": "water",
    "instance_id": "water-1",
    "mask_svg": "<svg viewBox=\"0 0 264 264\" xmlns=\"http://www.w3.org/2000/svg\"><path fill=\"white\" fill-rule=\"evenodd\" d=\"M180 0H169L168 6L166 7H160L157 6L155 9L153 8V0H148V9H149V14L151 16L158 14L159 12L168 9V8H173L176 7L179 4ZM230 6L233 10H237L239 5L237 3L236 0H230L229 1ZM79 5V0H74L73 2V17L71 19V21L67 24H42V25H51V26H65V25H69L74 23L75 18H76V10L77 7ZM32 25H41V24H32ZM29 26V25H28ZM26 29V28H25ZM24 29V30H25ZM23 30V31H24ZM23 31H21L20 33H22ZM210 30H205L201 32V38L205 39L208 38L210 35ZM20 33H18L15 37H13L12 39L16 38ZM10 39V40H12ZM10 40H6L3 43H0V48L3 47V45H5L7 42H9ZM190 58L189 56V51L187 49L184 48H178L175 50V52H173L166 60L167 65L174 71L176 70H181L183 68L186 67L188 59ZM176 60L177 63H173V60ZM153 65H160L163 63V58L162 57H155L151 60ZM10 89L15 92L16 90H19L20 92V97H15L13 95H10ZM4 93L15 103L17 104H22V105H26L28 107H37L40 106L44 96H45V91L42 89H31V90H27V91H23L18 80L16 78H11L5 85H4ZM104 98H107V103H104ZM22 100H26V101H32L35 100V103H26V102H21ZM91 101L93 105H97V104H103L102 110L100 111H76V110H72L75 109L79 106H83V104L85 102H89ZM112 103V95L109 92H97V93H93L90 95H87L83 98H78L75 99L73 101H71L70 103H66L63 105V107L59 108L60 111L62 112H66V113H70V114H79V113H101L106 111L110 105ZM245 107V109L247 110H253V106L252 105H248V106H243ZM254 178L256 180H263L261 179V176H264V168L263 167H256L255 173L253 174ZM262 196H264V190H262L261 192H252L248 195V197L245 199V201H243V203H241L238 207L236 208H232V209H228L226 210V215L224 216L223 220L226 226V236L227 239L229 241H231L232 237L235 235H241L247 238H252L254 240H257L259 242H261L258 239L253 238V236L251 235H244L240 232H235V231H229V225H228V219H229V214L235 212L236 209L244 207L248 204L249 200L256 198L257 200L260 199ZM41 207L48 211V205L47 204H43L41 205ZM51 211V210H50ZM146 226H150V227H158L159 224L154 220V219H148L145 222ZM126 233V232H125ZM264 243V242H262ZM156 243L155 242H149L147 244V249L149 251H151L153 248L156 247Z\"/></svg>",
    "mask_w": 264,
    "mask_h": 264
}]
</instances>
